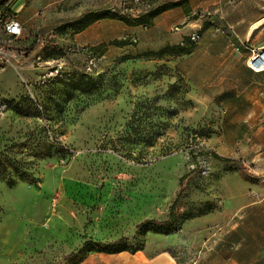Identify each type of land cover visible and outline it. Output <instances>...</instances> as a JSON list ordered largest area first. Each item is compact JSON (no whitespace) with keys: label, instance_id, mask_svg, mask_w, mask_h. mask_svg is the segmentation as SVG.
Returning a JSON list of instances; mask_svg holds the SVG:
<instances>
[{"label":"rangeland","instance_id":"374dc122","mask_svg":"<svg viewBox=\"0 0 264 264\" xmlns=\"http://www.w3.org/2000/svg\"><path fill=\"white\" fill-rule=\"evenodd\" d=\"M223 9L250 29L260 22L242 41L216 28L235 63L214 77L232 87H192L211 65L195 72L176 52L88 56L52 38L29 56L22 35L5 42L16 56L0 64V264H259L264 73L246 76L236 58L246 66L264 46V0H226ZM80 74L97 81L92 94L73 88ZM177 77L187 94L166 93ZM154 98L166 109L148 111L163 136L132 143L129 116ZM144 220L157 223L137 230Z\"/></svg>","mask_w":264,"mask_h":264},{"label":"crops","instance_id":"0c3cea01","mask_svg":"<svg viewBox=\"0 0 264 264\" xmlns=\"http://www.w3.org/2000/svg\"><path fill=\"white\" fill-rule=\"evenodd\" d=\"M2 2L5 5L0 16L13 17L23 24L25 30L20 44L28 47L29 56L40 53L43 45L52 38L75 50L89 47L92 52L102 56L113 54L135 57L170 47L191 46L188 53L177 59L187 64L193 63L192 70L195 72L207 70L206 65H211L208 70L214 72L206 82L191 80L190 84L195 88L237 85L233 79L214 77L221 67L231 69L235 60L231 57L233 51L219 46L213 37H219L220 33L215 32L216 28H222L224 33H234L242 41L252 24L245 17L227 20L223 15L226 0H154L156 7L175 3L179 5L157 14L147 27L130 25L113 18H101L73 33L71 26L83 16L108 12L118 5V0H0ZM174 27L179 30L174 31ZM194 32H198L200 36L195 44L188 39ZM131 38H135L136 42H131ZM236 59L242 72L249 76L250 70L244 61ZM190 77L187 73V78Z\"/></svg>","mask_w":264,"mask_h":264},{"label":"trees","instance_id":"16d2710c","mask_svg":"<svg viewBox=\"0 0 264 264\" xmlns=\"http://www.w3.org/2000/svg\"><path fill=\"white\" fill-rule=\"evenodd\" d=\"M5 2L0 3V12H3ZM179 3H175V4H168L165 6H161V7H155L154 10H152L150 13H148L147 15H144L140 18H136V19H129L126 18L124 16H121L119 14L113 13L111 11L108 12H102V13H91V14H87L85 16H83L81 19H79L76 23H74L71 28H73V33H76L82 29H84L85 27H87L89 24L93 23L94 21L101 19V18H113V19H118L121 21H124L127 24L130 25H142L144 27H147L151 24L152 19L159 14L160 12L164 11L165 9L174 7V6H178ZM75 28H74V27ZM117 44H120L119 42H116ZM191 47V46H190ZM189 48H182V47H170V48H165L162 50H159L157 52H152L154 54H157V58L161 59L162 55L164 54H170L173 52L178 53L180 55H183L185 53H188ZM150 53H145L142 55H138V57H148ZM131 59V57L129 56H124V60H129ZM77 81L75 83V85L73 86V88L75 89V91H78L82 94H92L94 92V90L97 88V81L85 76L84 74H80L77 75ZM184 85L182 78L177 77V81L169 84L167 87V91L166 93H177L179 94L180 92H182L184 95L188 93L187 89L182 90V86ZM7 103V102H6ZM181 103H183L185 105V108H190L192 106V102L191 100H188L185 98V96H183L181 98ZM158 101L156 98L154 99H144L141 102H138L135 106V109L132 111V113L129 116V119L126 123V127L128 128V133L126 135V137L128 138V140H130L132 143H140L143 144L144 146H152L153 143L158 140L159 138H161L163 136V133L161 132V130L157 129L154 130V123L150 120V114H149V110L152 109L153 107L156 110L159 111H166L165 108H163L162 106H157ZM7 106V104H6ZM143 109V111H139ZM178 108L177 109H172L170 110V115L171 116H176L178 114ZM167 114L169 112H166ZM161 115L158 114L157 117V124L156 125H160L162 124L161 122ZM149 128H153V130H150ZM192 133L194 134V136H198V137H202L204 130L200 129V130H192ZM213 157L217 160H221V161H227V159H224L222 157H220L219 155L213 153ZM183 177L180 178V181H182ZM174 203L171 204L170 206V212H169V220L174 219ZM157 222L155 220H144L142 222H140L137 226L136 229L140 230L143 229L146 226H150V225H154ZM161 223H167V221H163ZM168 233V232H167Z\"/></svg>","mask_w":264,"mask_h":264},{"label":"built area","instance_id":"2783aa9c","mask_svg":"<svg viewBox=\"0 0 264 264\" xmlns=\"http://www.w3.org/2000/svg\"><path fill=\"white\" fill-rule=\"evenodd\" d=\"M154 8L153 0H119L118 10L111 11L129 19H136L147 15ZM24 30L23 24L13 17L0 16V64H9L15 58V52L10 51L5 42L16 40L23 34ZM178 30L177 27H174V31ZM199 38L200 36L197 32L188 36L191 43L197 42ZM131 42H135V38H131ZM81 52L90 56L91 49L85 46L81 48ZM88 58L89 64L86 70L90 71L93 65V58ZM246 67L255 74L264 73V46L251 51V55L246 61ZM259 264H264V254H262Z\"/></svg>","mask_w":264,"mask_h":264},{"label":"bare ground","instance_id":"6f19581e","mask_svg":"<svg viewBox=\"0 0 264 264\" xmlns=\"http://www.w3.org/2000/svg\"><path fill=\"white\" fill-rule=\"evenodd\" d=\"M262 21H264V20H262ZM259 23L260 22H257V23H255L254 25H253V27L250 29V31H249V34L252 32V30L253 29H255L258 25H259Z\"/></svg>","mask_w":264,"mask_h":264}]
</instances>
